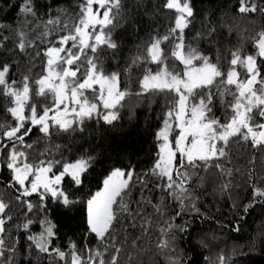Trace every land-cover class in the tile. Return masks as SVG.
<instances>
[{"label":"snow or ice","instance_id":"1","mask_svg":"<svg viewBox=\"0 0 264 264\" xmlns=\"http://www.w3.org/2000/svg\"><path fill=\"white\" fill-rule=\"evenodd\" d=\"M163 7L176 14L171 26L163 35H153L143 50L132 57L125 72L130 74L134 67L142 64L157 66L155 70L151 67L144 69L138 81L139 91L135 93H163L170 97L162 126L156 133L160 143L157 159L149 174L158 179L157 188L181 206L188 201L191 211L198 213L193 188L190 187L193 177L203 183L204 177L200 172H207L212 167L221 175H231V170L220 163L228 155L226 149L230 142L237 139L250 141L252 148L264 151V75L257 64V56L264 59V30L257 33L253 42L256 55H243L237 48L231 53L228 67L224 68L219 57L214 61L191 42H185V30L192 24L194 16L191 0H166ZM21 11L26 16H36L32 0H25ZM122 11V0H83L76 23L70 29L65 24L61 29L65 34L45 50L44 74L34 81H30L27 75L19 82L12 80L8 75L11 65L0 64V94L11 98L7 112L14 121L0 122V168L6 167L11 172L10 187L18 193L17 200L36 195L41 209L47 207L49 199L65 207L78 203L63 186L65 178L75 187L83 185L95 157L84 155L73 161L53 159L52 153L59 151L60 145L48 142L60 133L83 132L88 121L102 120L112 124L118 119L116 109L123 107L122 101L131 93L121 88L119 71H105L98 49H117L118 44L112 36L120 26ZM256 11L253 0H240L239 13ZM260 11L264 12V8ZM59 24L58 17L52 18L47 20L45 27ZM3 27L0 24V28ZM214 31L215 28H210L209 34ZM17 35V47L24 51L25 33L21 30ZM200 35L197 33V37ZM165 44L167 48L162 46ZM27 46L34 47L31 42ZM170 60L173 62L171 65ZM177 62L182 67L177 68ZM240 69L244 70L243 76ZM33 84L36 86L34 93ZM217 101L224 110L223 122L213 111ZM34 128L46 141L39 160L29 159L30 152L39 141H26ZM133 176L131 169L111 170L103 179L101 190L86 200L88 230L95 234L102 248L79 251L73 243L69 253L59 248L49 252L51 238L56 234L51 221H45L47 226L43 232L29 235L27 239L40 252L55 253L64 264H119L122 248L114 243L115 226L119 224L122 213L132 216L133 221L141 215L139 208L130 207ZM140 182L144 183L143 179ZM228 187V183L221 185L225 191ZM253 198L264 201V187L253 185ZM22 202L28 211L35 206L30 200ZM147 202L152 204L150 200ZM8 207L5 201L0 200V264H5L6 251L16 250L6 247L5 224L11 219L6 215ZM152 207L163 215L164 210L159 205L152 204ZM250 207L251 202L244 206V212ZM176 214L180 215V212ZM142 220L141 228L146 232L151 220L147 216H142ZM174 227L179 231L186 230L165 222L159 229L160 237L156 244L157 249L167 256L169 264H179L177 257L167 255L169 249L175 251L171 248L175 236H169ZM24 228H28L27 223ZM235 230L239 231V226ZM108 247L114 251L105 259ZM130 247L135 248V241ZM127 259L131 264L132 256ZM219 259L220 264H224V257Z\"/></svg>","mask_w":264,"mask_h":264},{"label":"trees","instance_id":"2","mask_svg":"<svg viewBox=\"0 0 264 264\" xmlns=\"http://www.w3.org/2000/svg\"><path fill=\"white\" fill-rule=\"evenodd\" d=\"M253 2L257 11L242 14L238 12L240 0H191L194 16L192 24L185 30V42H191L214 61L219 57L224 68L228 67L231 53L237 48L243 55H256L253 42L257 33L264 30V12L260 11L264 8V0ZM24 3L25 0H0V24L4 25L0 28V43L3 45L0 47V64L11 65L8 75L17 82L25 75L34 81L44 74L45 50L65 34L61 31L65 24L70 29L76 23L83 0H32L35 17L26 16L21 11ZM165 3L166 0H122L121 23L112 36L118 47L115 50L98 49L105 71H119L121 88L131 93L122 101L123 107L116 109L118 119L112 124L102 120L88 121L83 132L60 133L48 142L60 145L59 151L52 153L53 159L73 161L84 155L95 157L83 185L75 187L65 178L63 186L78 203L65 207L49 199L47 207L41 209L36 195L17 200L18 193L10 187L11 172L6 167L0 168V200L9 205L6 215L11 217L5 224L6 247L16 249L15 252H5V264H64L55 253L49 252L59 248L69 253L73 243L79 251L102 248L95 234L88 230L86 200L101 190L103 179L115 168L134 171L130 207L141 210V215L134 221L132 216L122 213L119 224L115 226L114 243L122 248L119 264H129L128 256H132L131 264H169L167 256L156 247L159 229L165 222L186 229L179 231L174 227L169 232V236H175L171 241V248L175 251L169 249L167 255L177 257L179 264H220L221 256L224 264H264V201L253 198V185L264 187V151L252 148L250 141L237 139L230 142L226 149L228 155L220 163L231 170V175H221L212 167L207 172H200L204 177L203 183L193 177L190 187L193 188L198 213L191 211L188 201L181 206L157 188L158 179L149 174L157 159L160 143L156 133L162 126L170 97L163 93L135 94L139 91L138 81L144 69L151 67L155 70L156 65L142 64L134 67L130 74L125 69L153 35H163L171 26L176 14L165 9ZM57 17L59 25L45 27L48 19ZM210 28H215L211 34ZM21 30L25 33L24 51L17 47V33ZM197 33L201 35L197 37ZM28 42L34 47H28ZM162 46L167 48V44ZM172 63L170 60L169 64ZM257 64L264 75V59L257 56ZM180 67L177 62V68ZM240 71L243 76L244 70ZM35 87L33 84V93ZM10 99L0 94V122L6 124L14 123L7 112L11 106ZM213 111L223 122L224 110L218 101ZM26 141H39L30 152L29 159H41L40 152L46 144L42 134L34 128ZM141 179L144 183L140 182ZM224 183L229 184L226 191L221 189ZM23 200L33 202L32 211H28ZM149 200L163 208V215L154 211L152 204L147 202ZM249 202L252 207L244 212V206ZM178 211L180 215L176 214ZM142 216L151 220L146 232L141 228ZM45 221H51L56 234L51 238L49 252H40L27 237L43 232L47 226ZM26 223L27 229L24 228ZM236 226H239V231L235 230ZM133 241L135 248L130 247ZM113 251L108 247L105 259Z\"/></svg>","mask_w":264,"mask_h":264},{"label":"rangeland","instance_id":"3","mask_svg":"<svg viewBox=\"0 0 264 264\" xmlns=\"http://www.w3.org/2000/svg\"><path fill=\"white\" fill-rule=\"evenodd\" d=\"M95 7H96V6L94 5V9H95ZM25 114H26V113H25Z\"/></svg>","mask_w":264,"mask_h":264}]
</instances>
